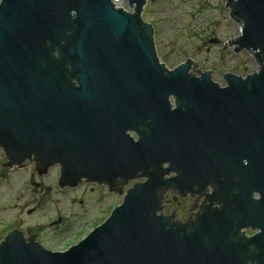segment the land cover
Segmentation results:
<instances>
[{"label":"water","instance_id":"1","mask_svg":"<svg viewBox=\"0 0 264 264\" xmlns=\"http://www.w3.org/2000/svg\"><path fill=\"white\" fill-rule=\"evenodd\" d=\"M147 1L0 0L1 167L33 160L42 175L58 164L59 184L69 187L144 179L63 251L12 229L0 241V264H224L227 230L210 229L207 242L205 222L188 233L161 214L165 163L166 173L191 180L181 188L239 176V203H262L251 195L264 197V0H222L239 23L232 46L258 64L245 78L224 75V87L187 63L166 68L142 18ZM257 212L239 222L260 228L264 245V209Z\"/></svg>","mask_w":264,"mask_h":264},{"label":"rangeland","instance_id":"2","mask_svg":"<svg viewBox=\"0 0 264 264\" xmlns=\"http://www.w3.org/2000/svg\"><path fill=\"white\" fill-rule=\"evenodd\" d=\"M222 4V0L147 1L142 18L153 34L156 32L157 55L167 69L190 60L198 70L210 71L222 85L226 74L246 76L257 70L252 54L242 50L234 54L236 46L232 43L239 34V23L220 7ZM117 5L129 9L123 2ZM1 165H6V157L0 148V241L6 232L17 228L24 237L34 235V240L42 241L45 248L63 251L105 220L122 202V197L113 194L104 197L102 204L94 205L98 201L91 196L93 186L89 184L61 191L56 185L58 166L42 176L36 172L33 161L11 170ZM131 185H126L124 191ZM58 217L61 221L50 226Z\"/></svg>","mask_w":264,"mask_h":264},{"label":"flooded vegetation","instance_id":"3","mask_svg":"<svg viewBox=\"0 0 264 264\" xmlns=\"http://www.w3.org/2000/svg\"><path fill=\"white\" fill-rule=\"evenodd\" d=\"M151 28V27H150ZM155 32V30H154ZM154 43L156 32L153 34ZM209 41V40H208ZM215 43L218 42V39H210ZM212 42V43H213ZM236 45V43L234 42ZM226 43H223V49L225 50ZM156 48V45H155ZM241 50L238 49L237 45L234 48V54L240 53ZM53 55L59 57V51L57 48L53 51ZM188 64L189 72L196 76L200 77L203 73L208 70L196 69L195 64L190 60L185 62ZM181 64V63H180ZM175 68V67H174ZM193 70H197L195 73ZM258 70V68H257ZM255 70L254 72H256ZM210 72V71H209ZM252 72V73H254ZM211 73V72H210ZM251 73V74H252ZM249 74V75H251ZM236 75V74H235ZM243 78L246 76L239 75ZM211 79L213 75L211 74ZM214 80V79H213ZM215 81V80H214ZM217 82V81H215ZM221 87L226 86L225 77L224 84H220ZM175 103V99H173ZM141 130H144V127H140ZM135 136V133H133ZM33 161V160H28ZM34 162V161H33ZM7 163V161H6ZM35 163V162H34ZM59 167V177L56 180L57 187H60L61 191L64 190H75L80 186H86L87 184L92 185L90 189L91 196L94 195L98 202L95 204H102L104 197L112 196L113 194L123 197L124 188L126 185L125 182L120 179L116 180L111 186L107 184H98V183H88L83 181L75 187H69L68 185H61L60 183V166L58 164H53L50 166L43 175H46L52 168ZM164 170L163 181L165 185L160 192L161 196V214L166 217L176 227L183 228L186 232L192 233L201 221L205 222L207 229L209 230L208 236H205L204 239L207 242H211L214 238V234H209L211 230L216 229L219 232L228 231V240L231 244H224L220 246V251L222 255V262L224 264H233L241 259L243 264H257V257L264 258V245L256 242V236L261 232V229L254 227L252 224L247 225L246 221L239 222V217L242 213H250V217L256 219L258 217L257 209L263 208V198L259 192L254 191L251 195L253 201L262 202L261 204L257 203L256 206L249 205L248 203L242 205L236 199L240 190V179L239 176H234L232 179L228 175L224 176L222 173H218L216 178L209 180L207 184L198 188L195 184L191 189L181 188V186H187L191 180H187V175L183 172L179 173L177 169L169 170L166 173L168 164L161 165ZM171 167V165H170ZM169 167V169H170ZM143 178L138 177L137 180H134L132 183L141 182ZM243 182V181H242ZM182 186V187H183ZM80 203H83L80 201ZM106 203L103 205L105 206ZM244 207V208H243ZM249 209V210H248ZM99 210V209H97ZM61 218L58 217L57 221H52L50 226H55L57 222H60ZM255 222V220H253ZM211 229V230H210ZM23 233V232H22ZM34 236V235H33ZM36 239L38 234L36 235ZM32 239H34L32 237ZM255 239V240H254ZM38 240V239H37ZM254 240V242H253ZM41 244L38 240L36 241ZM42 245V244H41ZM44 248L45 246L42 245ZM47 249V248H46ZM228 249V250H227ZM209 256V255H208Z\"/></svg>","mask_w":264,"mask_h":264},{"label":"bare ground","instance_id":"4","mask_svg":"<svg viewBox=\"0 0 264 264\" xmlns=\"http://www.w3.org/2000/svg\"><path fill=\"white\" fill-rule=\"evenodd\" d=\"M133 10V9H132Z\"/></svg>","mask_w":264,"mask_h":264}]
</instances>
